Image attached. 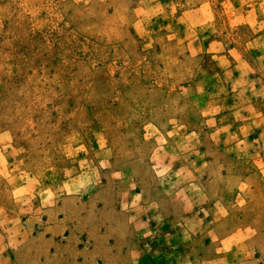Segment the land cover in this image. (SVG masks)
Segmentation results:
<instances>
[{"label":"rangeland","instance_id":"1","mask_svg":"<svg viewBox=\"0 0 264 264\" xmlns=\"http://www.w3.org/2000/svg\"><path fill=\"white\" fill-rule=\"evenodd\" d=\"M105 203L137 264H264V0H0V264H83Z\"/></svg>","mask_w":264,"mask_h":264},{"label":"crops","instance_id":"2","mask_svg":"<svg viewBox=\"0 0 264 264\" xmlns=\"http://www.w3.org/2000/svg\"><path fill=\"white\" fill-rule=\"evenodd\" d=\"M252 182V181H251ZM260 183V182H259ZM253 184L254 186V201H258V196L256 195V179H254L253 183L246 182V179L240 180L235 186L238 188L239 193L237 192L238 202H242L243 204L238 207V210L245 206V195L241 192L245 191V188H248ZM106 205H102L99 211V217H96V227L92 232L87 233L85 235V243L84 247H81L79 260L82 261L83 264H137L139 259L141 258V247H139L138 242L135 243V235L134 230L131 227L132 217L128 211H124L123 208H119L118 205L105 203ZM256 207V205H254ZM257 206L255 214L260 216V207ZM55 210H52V213ZM241 212V210H240ZM54 214V213H53ZM98 216V215H97ZM51 234L56 235L60 234V227H51L49 229ZM241 233H244L245 230H239ZM240 232L239 235H242ZM260 233L259 230L255 231V234ZM242 236L240 237V239ZM238 245L236 246V250H238V261L237 264H260L261 258H257V252L261 253L260 248L262 247V243L258 239V236L253 238L252 244L245 240H240ZM89 240H92L90 242ZM233 249V250H234ZM247 249L251 251V254L246 256Z\"/></svg>","mask_w":264,"mask_h":264}]
</instances>
